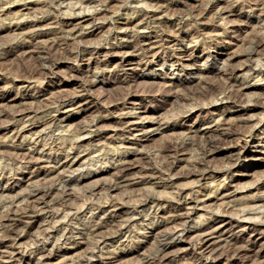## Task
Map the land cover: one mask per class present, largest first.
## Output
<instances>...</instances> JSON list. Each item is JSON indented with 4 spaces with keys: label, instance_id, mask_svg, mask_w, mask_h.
I'll list each match as a JSON object with an SVG mask.
<instances>
[{
    "label": "bare ground",
    "instance_id": "6f19581e",
    "mask_svg": "<svg viewBox=\"0 0 264 264\" xmlns=\"http://www.w3.org/2000/svg\"><path fill=\"white\" fill-rule=\"evenodd\" d=\"M22 1L24 0H0V14L4 15L10 11L12 6L18 5ZM221 1L194 0L195 5L184 9L180 7V4L186 3L182 0H31L35 5H39V8L32 10L34 12L20 14L21 18H12L8 23L1 21L0 18L2 22L0 25H6L5 29L16 31L15 39L0 43V71L3 61L15 59L16 62L15 60L14 63L11 61V64L21 68L29 78V82L37 83L47 74L48 61L53 56L59 55L73 61L85 60L90 56L89 60H98V56L103 53V43L87 44L84 40L93 32L104 27L108 14L111 13L110 3L112 2L119 4V12L123 10V12L126 11V14L133 15L127 22L125 21L126 23H120L117 20L113 23L110 22L112 32L109 31L114 42L106 48L105 52L108 56L119 55L122 57L120 68L124 72V76H127V66L132 64L131 56L141 55L149 60L154 55L152 52L155 49L165 46H168L172 51L169 61L175 59V52L185 48L183 52L179 53L183 57L177 58V63L183 68H187L188 65L182 62L183 59H186L184 57L188 56L187 48L200 40H204V42L205 39L216 40L223 35L218 33V29H223L224 32H222L227 33L228 28L225 26L227 24L225 20L236 15L239 7L249 8L255 12L257 17L255 32L247 40L246 49L239 55L243 58V63L239 66H219L218 70L224 76V82L218 87L207 85L203 91L207 102L202 108H213V110L223 108L224 112L222 117L204 122L203 127L193 130L200 138L199 142L195 141L196 137L188 135L185 138L181 137L179 141L165 143L166 145L160 148L159 153L154 151L153 153L151 150L142 152L137 151L138 149L131 150L126 142L134 139L136 134L133 132L137 131L136 129L139 127H142L141 130L146 129V123H150L149 126H154L157 123L158 127L153 128L152 131L159 133L174 129L178 125L170 123V121L162 123L159 119L155 122L153 119H149L150 116H136L131 111H125L122 114V120L117 119L119 124L117 123L118 126L113 130V135L109 136L111 140L119 139L121 143L120 146L115 147L116 152L113 158L107 163L103 162L104 164L95 170L83 167L82 163L80 164L82 168H79L80 165L75 168L78 159L81 158L83 142L93 133L96 126L94 122L74 124L70 120V115L78 108L83 107L81 103L79 104L80 96L78 94L60 93L47 97L43 95L42 98H34V103L23 101V104H14L11 106L13 107L11 110L4 111L5 113L0 116V131L5 132L4 141H0V192H2L0 196V245L8 240L25 237L30 234L32 228L39 226L40 231L32 238V243L35 245L33 253L38 256V264H42L43 260L48 258V254H52V250L46 248L47 243L60 244L63 240L71 239L74 233L81 235L82 239L88 241L92 248H97L111 239L129 233L131 226L144 216L150 219L162 218L160 204L156 203V205L147 207L145 204L147 199L141 200L139 191V193L131 191L126 194L129 209L127 211L125 209V212L111 210L113 212L110 213L100 206L92 208L90 203L102 198L101 190L105 191L101 200L104 198L108 200L110 191L133 188L137 185L150 184L153 189L156 187L172 188L175 190V192L172 190L174 198L187 206L189 205L188 196H184L183 188L177 187L176 184L181 180L200 182L217 173L222 178L218 179L219 187L213 192L205 194L204 199L200 198L197 202L216 204L222 201L224 208L217 209L218 212L228 213L231 217L250 222L255 228L259 227V230H254L255 235L251 239V243L255 244L258 240L257 243L264 246V236H262L264 234V194H256V196H251L252 198L241 202L226 201L236 191V189L231 190L234 187L232 184L235 179L229 175L234 163L240 158L238 150L242 147L241 142H244L245 138L255 131L260 133L258 127L263 122V117H260L256 111L264 110V0H228L230 2L225 6L221 5ZM126 3L128 4L126 5ZM170 14L180 21L177 27H175V23H171L174 25V29H170L171 27L167 26L168 24L163 20ZM206 18L209 19V22L204 20ZM218 20L223 23H217ZM88 21L90 22L86 23ZM199 21L201 22L197 27L195 26L196 28L194 27L195 29L184 30L183 27ZM193 31L194 33H192ZM33 44H36L34 50L30 48ZM26 60L29 61L27 64L29 69L26 64L27 69L23 68V63ZM207 61V64L217 63L214 56H209ZM244 70L246 72H241ZM20 72L19 70L18 73ZM98 74V72L92 74L93 79L89 81L96 82L99 79ZM80 80L83 81V79ZM157 84L160 83L155 82L154 86ZM253 87H262L263 89L262 93L256 94V98L248 96L246 93V90ZM9 95L10 90L0 86V103L7 101ZM131 95H133V88L126 91L123 104L126 103L128 97H132ZM59 108L70 109L62 111L67 114L60 116L55 113ZM239 113L244 117L235 121L234 116ZM42 125L43 128L39 129ZM163 126L165 127L163 128ZM148 131L145 130L144 133L146 134ZM67 136L68 138H66ZM24 146L29 147L25 148ZM40 147H43L42 151L38 152ZM56 150L59 153L58 158L44 160L45 156L52 155ZM187 152L192 154V158H185ZM36 153H39L41 157L35 158ZM219 156L225 157L227 164L225 162L223 167L216 170L211 162ZM100 160L102 159L98 153L86 158L84 163L94 166V162ZM33 161L38 165L34 177L39 179L34 184L31 183L27 190H23L24 192L11 194L16 182L19 181L13 180V177L10 176L16 175L17 169ZM183 161L187 165L180 168ZM44 162H48V164L40 165ZM106 167L114 169L115 176L113 174V178L110 180L107 178L108 180L102 184L89 186L90 188L83 192L82 197L89 195L87 201L90 202L76 207L72 202L75 199H72L74 184L81 179L100 175ZM5 178H8L10 185L2 188ZM11 185L13 186L11 187ZM261 185L264 186V178L259 179L257 184L242 188L251 189L254 187L258 189ZM221 189L226 193L221 195ZM97 196L99 198H96ZM102 204L104 203L102 202ZM196 204L194 205L197 206ZM185 209L186 211H183L181 207L173 208L169 216L163 217L160 223L151 222L153 228L161 226L166 228L161 232L159 230L160 234H157L159 242L155 251L146 254L143 257V262L138 264H163L172 250L184 242L187 235L191 239V244L200 250L202 258L200 264H213L224 258L229 259V257L244 259V264H264V254L248 255L246 247L236 240V234L234 238L216 239L218 241L212 243L211 237L217 234L218 230L213 228L212 224L207 226L200 224V227L190 225L193 220L190 216L192 206ZM208 209L210 210V208ZM88 214H91V220L83 223L88 218ZM63 215H65L64 218ZM79 243L86 242L75 244ZM127 253L132 256L138 254L139 251L131 249ZM10 256L14 258L15 254L11 252ZM118 258V255L104 258L100 251L94 249L79 256L67 258L64 264H93L94 261L110 263Z\"/></svg>",
    "mask_w": 264,
    "mask_h": 264
},
{
    "label": "rangeland",
    "instance_id": "374dc122",
    "mask_svg": "<svg viewBox=\"0 0 264 264\" xmlns=\"http://www.w3.org/2000/svg\"><path fill=\"white\" fill-rule=\"evenodd\" d=\"M182 1L186 2L180 4V7L184 9L196 4L194 0ZM221 2V5L225 6L229 4L230 1L222 0ZM114 3L115 2L110 3L111 13L108 14L107 22L106 24H104V27L93 32L84 40L87 44H94V42L103 43V53L98 56V60H89L90 56H88L85 60L80 61L68 60L66 58H62L59 55L53 56L48 61L49 65H47V74L44 76V78H46L41 79L37 83L29 82V78L25 73H23L21 68L19 69L17 68V65L13 66V64H11V61L14 63L15 59L11 61L5 60V62L3 61V64L1 66L2 70L0 71V86L2 88L7 87V89L10 90V95L7 101L0 103V116L2 113L7 112L9 109L11 110L13 108L11 106H13L14 104H23L24 102L34 103V98H42L43 95L44 97H47L52 96L53 94L60 93H76L80 96L78 98V101H80L79 104L81 103L83 107H81V109L78 108L77 111H74L73 114L70 115V120L74 124H88L94 122L96 125V129L94 128L93 133L88 136L89 138L86 137L85 141L83 142V148H81V158L78 159L75 168L79 167V165L82 163L81 165L83 167H88L95 170L101 167L104 164L103 162L107 163L113 158L116 152L115 147L120 146L121 143L119 139L117 141L111 140L109 136L113 135V130L118 126L119 121L122 120V114L125 111H131L136 116H150L149 119H153V121L155 122H157L159 119L162 123H167L170 121V123H176L178 125L174 129L165 130L163 133H159L157 131H152L153 128L158 127L157 123H155L154 126H149L151 124L146 123V129L141 130L142 127H139L138 129H136L137 131L133 132L134 134H136V136L131 140L132 142H126V145L131 148V150L138 149L137 151L139 152L151 150V152L154 151L156 153H159L160 148L166 145L165 143L179 141L181 137L185 138V136L187 137L188 135L190 137H196L195 141L199 142L200 138L197 137V134H195V129L197 127H203L204 122L222 117V114L224 112L223 108L221 110H213V108L203 109L202 107L207 102V100L203 96V91H205V87L207 85L218 87L224 82V76L218 70L219 66H239L243 63V58H241L239 55L243 52L244 49H246V42L250 37H252L257 25V17L255 15V12L251 11L249 8L242 9L241 7H239L237 9L236 15L229 17L227 19L228 21L225 20V22H227L225 26L228 28L227 33H223V29H218V33H221L223 35L216 40L208 41V39H205V42L204 40H200L198 42L192 43L190 47L187 48L188 56L184 57L186 59L182 60V62H185L188 65L187 68H183L179 65V63H177V58L183 57L179 53L183 52L185 48L182 51L175 52V59L169 61V55H172V51L168 46H165L161 49H155L152 52V55H154L151 56L149 60L141 55L131 56L130 61L132 64L127 66V76H124V72L121 71L120 68V65L123 61L122 57L119 55L108 56L105 52L107 51L106 48H108L110 44L114 42L111 35L112 27H110V22L113 23L117 20L120 23H126L129 18H132L133 15L130 13L128 15L126 14V11L123 12V10H120L119 12V4ZM112 4H114L115 6ZM127 4L128 3H126V5ZM37 8H39V5H35V3L31 2V0H24L18 5L12 6L10 11H7L4 15L0 14V18L1 21H5L6 23H8L12 18H21L22 15L20 14H29L30 11L32 13L34 12L32 10H36ZM18 13L19 15H17ZM171 14L167 17H164L163 20L166 24H168L167 26L171 27L170 29H174L178 26V23L180 21L173 17V15L171 16ZM204 20L209 22L208 18ZM1 21L0 23H2ZM89 22L90 21L86 23ZM172 22L175 23V27L174 25H171ZM200 22L201 21L196 22L197 25L196 23H192L191 25L187 27L185 26L183 28L184 30H188L189 28L193 30L199 25ZM217 23L222 24L223 22L221 23V21L218 20ZM5 26L2 24L0 25V43L16 38V31H14L13 29H5ZM192 33H194V31ZM30 48L35 49L36 44L31 45ZM209 56H214L217 63L207 64V58ZM26 61H24L23 63V68L29 69V66L27 65L29 64V61H27V63ZM208 65L209 67H207ZM19 70L21 71L20 73H18ZM95 72L99 73V79L96 82L91 83L90 81L91 79H93L92 74H94ZM241 72L246 71L244 70ZM80 79H83V81ZM154 81L156 83L159 82L161 85L157 84V86H154ZM162 82L166 83L164 84ZM132 88V97H128L126 103L123 104V99L126 96V91L130 89L132 90ZM145 89L149 91L145 92ZM66 91L67 93H65ZM262 92V87H253L246 90L247 95L252 96L253 98H256V94H260ZM134 94L138 95L135 96ZM66 109L68 110L70 108H59L55 113L60 116H64L67 114L63 113L66 111ZM256 113L259 114L260 117H263V122L258 127V131H260V133L255 131L253 134L248 135L245 138L244 142H241L242 147L240 150H238L240 158L234 163L229 175L230 177H234L235 179L232 184L234 187L230 188L232 191L234 189H236V191H234V194H231L226 199V201L241 202L242 200L245 201L256 196V194H264V186L262 185L259 186L258 189H255L254 187L251 189L242 188L247 185L257 184L259 182V179L261 180L262 178H264V110H257ZM243 117L244 116H241V113H239L238 115L234 116V119L236 121V119L240 120V118ZM164 127L165 126H163V128ZM41 128H43V125L39 129ZM145 130H149L148 133L145 134ZM4 138L5 132L0 131V141L3 142ZM66 138H68V136ZM21 140L22 138L20 139V141ZM110 146L112 147V149ZM24 147L28 148L29 146ZM41 148L43 147H40V149ZM40 149L38 150V152L42 151V149ZM84 151L87 152L85 153ZM57 152L58 151L56 150L55 153H52V155L45 156L44 160H53L58 158L59 153ZM188 152L185 155L186 159L192 158V154ZM98 153H100V158L102 160L94 162V166L86 165V163H84L86 158L97 155ZM40 157L41 156L39 155V153L35 154V158ZM225 162L227 164V159L223 156H219L218 158L213 160L211 164L214 168H216V170H218L219 168L224 166ZM45 164H48V162H44L40 165ZM81 165L79 168H82ZM186 165L187 163L183 161L180 164V168H184ZM37 167L38 165L35 161H33L32 163L26 164L24 165V167L17 169L15 171L17 172L16 175L10 176L13 177V180L19 181L16 182L17 184L14 186V190L11 192V194L24 192L28 189L29 186H31V183L34 184V182L39 179L34 177ZM115 172L116 171L111 167H106L102 170V173L100 175L77 181V183L74 184L72 190V199L75 198L72 200V202H74L76 207H81L85 202H90L87 201V196L89 195L85 196L86 199L85 197H82L83 192L87 188H90L95 184H102L105 180H110V178H113V174L115 176ZM218 179L221 180L222 178L219 174L215 173L213 177H208L207 179L201 180L200 182L192 180L179 181V184L177 183L176 186L182 187L184 190V196H188L189 205L187 206H185V204H183L181 201H178L176 198H174V189L166 188L169 191L166 190L165 187H156L155 189H153V186L150 184L137 185L133 188L127 189L122 188L112 190L109 193L108 200L105 198V200H101L104 197L105 192L104 190L103 192L101 190V201L96 199L95 202L93 201L90 204L92 208L93 206L94 208H98V206H100L102 209H105L110 213L113 212L111 210H120L121 212H125L129 209L128 198L126 197V194L133 191L136 193L140 192L139 198L141 200L147 199L145 203L147 207H151L154 204L156 205V203L160 204V207L162 208V210L160 211L162 212L160 216H162V218L169 216L170 211L173 208L181 207L183 211H186L185 208H191L192 206L190 216L193 220L190 225L200 227L201 225L207 226L208 224H212L213 228L218 230V233L211 237L212 243L218 241L216 239L222 238L223 240H225L224 238H234L236 234V240L240 241L241 244L246 247V253L248 255H253L256 253L264 254V246H262L261 243H257L258 240L255 244L251 243V239H253L255 235L254 230H259V227L255 228L250 222L244 221L242 219H236L234 218V216L231 217V215H228V213H222V211L218 212L217 209L224 208L222 201H219L216 204H200L201 202H197V200L200 198L204 199L203 197L205 196V194H209L219 187ZM227 182H229V180H227ZM6 185H10L8 178H5L3 180L2 188L7 187ZM12 186L13 185H11V187ZM1 193L2 192H0V196ZM220 193L222 195L226 193V191L221 189ZM96 198H99V196H97ZM102 202L104 204H102ZM194 204H196L197 206H195ZM117 206L118 208H116ZM208 208H210V210ZM64 217L65 215H63V218ZM162 218L150 219L149 217L144 216L138 219L136 223L131 226L129 233L111 239L105 244L99 245L97 248H92L90 243L86 240H83L82 236L78 235V233H76L77 235L74 233L71 239L63 240L60 244L47 243L46 248L52 250V254H48V258L44 259V262L42 264H64L67 258L70 259L72 257L79 256L88 250L93 251L94 249L95 251H100V253L103 254L104 258L111 255L119 256L118 260L116 261H112L110 263H106V261H94L95 264H138L139 262H143V257L146 256V254H151L155 251L159 242L158 235L166 227L161 226L160 228H153L151 222L160 223ZM90 220L91 214H88V218H86L83 223H87ZM39 231V226H36L32 228V231L27 236L16 238L14 240H8L6 243L0 245V264H38V256L33 253V248L35 245H33L32 243V238L33 235L37 234ZM262 236H264V234H262ZM189 238V235H187L185 238L186 240L184 239L183 243L172 250L163 264H200V262L202 261L201 255L199 253L200 250H198L196 246H193L191 244V239ZM76 241L86 243H79L80 245H77L75 244L77 243ZM131 249H138L139 253L130 256L127 252H129ZM11 252L15 254L14 258H11ZM224 259L214 263L244 264V259L241 258L233 259L229 257V259Z\"/></svg>",
    "mask_w": 264,
    "mask_h": 264
}]
</instances>
